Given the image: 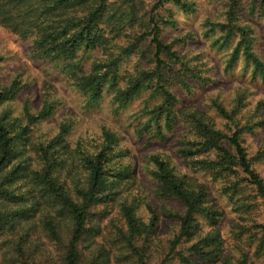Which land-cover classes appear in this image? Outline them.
<instances>
[{
  "label": "trees",
  "instance_id": "obj_1",
  "mask_svg": "<svg viewBox=\"0 0 264 264\" xmlns=\"http://www.w3.org/2000/svg\"><path fill=\"white\" fill-rule=\"evenodd\" d=\"M207 2L0 0L47 75L0 76V264L264 258V0Z\"/></svg>",
  "mask_w": 264,
  "mask_h": 264
},
{
  "label": "rangeland",
  "instance_id": "obj_2",
  "mask_svg": "<svg viewBox=\"0 0 264 264\" xmlns=\"http://www.w3.org/2000/svg\"><path fill=\"white\" fill-rule=\"evenodd\" d=\"M199 1L202 5V13L200 14V16L203 17L204 13L211 14L213 12V6L207 2L208 0ZM175 12L179 14L178 10H175ZM0 38L2 41L0 45V53L4 57V61L0 64V76L3 75L9 77V75H15L16 73L21 72L22 74H24V78L26 80H28L29 82L32 81L34 85L41 88L44 79L47 78V75L43 73L44 70H41L30 63L27 58V53L24 50L25 45L21 42V40L1 27ZM240 73L241 70L239 69L238 72L236 71L235 77L233 78H239ZM233 78H231L230 81L234 80ZM48 80L52 81L53 79L49 78ZM55 83L54 84L57 85L60 93L64 98V102H62V106L64 105V109L62 108L63 112L59 114L58 122L62 123L65 118L71 117L68 114L69 111L73 115L76 122L74 128L76 132H80L81 130L84 131L85 129H93L91 127H94V125H96L97 121L95 120L97 117L89 110L84 109V105L79 100V97H72V95L74 94L69 93V90L63 88V83ZM261 90L264 91V87ZM260 221L264 222V215L261 217ZM227 232L228 230L224 232V238L226 239L227 246L230 247L232 245V240L228 238ZM257 264H264V258L262 260H258Z\"/></svg>",
  "mask_w": 264,
  "mask_h": 264
}]
</instances>
